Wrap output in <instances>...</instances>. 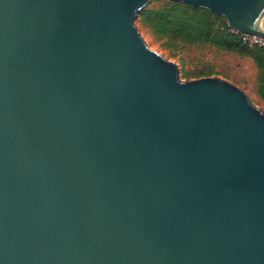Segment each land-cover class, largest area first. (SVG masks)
Segmentation results:
<instances>
[{
    "label": "water",
    "instance_id": "water-1",
    "mask_svg": "<svg viewBox=\"0 0 264 264\" xmlns=\"http://www.w3.org/2000/svg\"><path fill=\"white\" fill-rule=\"evenodd\" d=\"M153 0H0V264H264V112L182 81ZM264 42V0H165Z\"/></svg>",
    "mask_w": 264,
    "mask_h": 264
},
{
    "label": "trees",
    "instance_id": "trees-1",
    "mask_svg": "<svg viewBox=\"0 0 264 264\" xmlns=\"http://www.w3.org/2000/svg\"><path fill=\"white\" fill-rule=\"evenodd\" d=\"M138 21L170 48L181 45H210L225 52L250 58L258 69L257 93L264 100V46L245 42L217 13L193 5L166 2L147 7Z\"/></svg>",
    "mask_w": 264,
    "mask_h": 264
},
{
    "label": "rangeland",
    "instance_id": "rangeland-1",
    "mask_svg": "<svg viewBox=\"0 0 264 264\" xmlns=\"http://www.w3.org/2000/svg\"><path fill=\"white\" fill-rule=\"evenodd\" d=\"M165 0H153L148 7H162ZM143 39L148 47L167 60L177 64L182 81H193L207 77H215L227 80L241 88L251 102L264 112V100L254 90L258 71L253 63L237 54L225 52L210 45H181L170 48L154 37L152 32L136 21ZM256 42L264 46V42L257 39Z\"/></svg>",
    "mask_w": 264,
    "mask_h": 264
},
{
    "label": "built area",
    "instance_id": "built-area-1",
    "mask_svg": "<svg viewBox=\"0 0 264 264\" xmlns=\"http://www.w3.org/2000/svg\"><path fill=\"white\" fill-rule=\"evenodd\" d=\"M241 35H242L244 41L248 42V43H257L256 40L259 39V38L255 37V36H251V35H248V34H241Z\"/></svg>",
    "mask_w": 264,
    "mask_h": 264
},
{
    "label": "crops",
    "instance_id": "crops-1",
    "mask_svg": "<svg viewBox=\"0 0 264 264\" xmlns=\"http://www.w3.org/2000/svg\"><path fill=\"white\" fill-rule=\"evenodd\" d=\"M243 58H246V59H248L249 61H251V63H253L254 64V62L250 59V58H247V57H243ZM255 65V64H254ZM256 67V66H255ZM256 69H257V67H256ZM257 71H258V69H257ZM258 77V76H257ZM257 77H256V88L255 89H253L254 90V92H255V94H257L258 95V93H257ZM259 96V95H258Z\"/></svg>",
    "mask_w": 264,
    "mask_h": 264
}]
</instances>
